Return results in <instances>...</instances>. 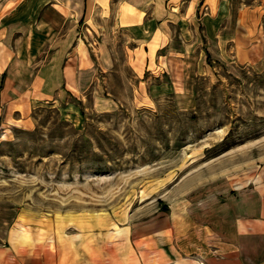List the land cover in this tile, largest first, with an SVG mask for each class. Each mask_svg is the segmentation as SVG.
<instances>
[{
  "label": "rangeland",
  "instance_id": "rangeland-1",
  "mask_svg": "<svg viewBox=\"0 0 264 264\" xmlns=\"http://www.w3.org/2000/svg\"><path fill=\"white\" fill-rule=\"evenodd\" d=\"M109 33L98 98L0 117V264H157L227 194L264 187V70L206 44L211 73L185 82L178 43L148 68Z\"/></svg>",
  "mask_w": 264,
  "mask_h": 264
},
{
  "label": "crops",
  "instance_id": "crops-1",
  "mask_svg": "<svg viewBox=\"0 0 264 264\" xmlns=\"http://www.w3.org/2000/svg\"><path fill=\"white\" fill-rule=\"evenodd\" d=\"M263 16L264 0H0V117L26 121L37 107L103 92L98 61L112 31L144 46L148 68L181 45L185 82L211 73L206 44L264 70ZM204 222L183 254L157 264H264L263 186L230 192Z\"/></svg>",
  "mask_w": 264,
  "mask_h": 264
}]
</instances>
